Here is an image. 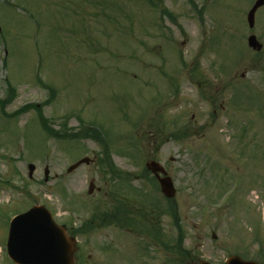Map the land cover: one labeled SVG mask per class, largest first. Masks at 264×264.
Returning a JSON list of instances; mask_svg holds the SVG:
<instances>
[{
    "label": "rangeland",
    "instance_id": "374dc122",
    "mask_svg": "<svg viewBox=\"0 0 264 264\" xmlns=\"http://www.w3.org/2000/svg\"><path fill=\"white\" fill-rule=\"evenodd\" d=\"M148 1L0 0V97L6 80L15 89L0 113V241L10 215L34 203L56 220L67 197L104 210L113 190L140 205L128 185L141 179L110 177L98 141L70 139L88 124L105 131L122 177L140 174L149 159L166 169L176 188V230L191 232L188 216L242 211L264 226V6L250 30L246 12L254 0H193L194 9L188 0ZM249 33L263 45L258 54L246 44ZM41 116L68 139L46 134ZM82 156L95 161L67 172ZM27 163L35 166L32 178ZM91 179L99 190L89 195ZM154 194L159 207L167 205ZM215 201L234 207H206ZM163 219L161 227L172 231ZM104 233L97 229L94 239ZM125 234L118 238L137 249V238ZM99 246L86 248L89 263L109 264ZM117 255L113 264L121 262ZM122 256L123 264H138L135 252ZM0 264H11L3 247Z\"/></svg>",
    "mask_w": 264,
    "mask_h": 264
},
{
    "label": "flooded vegetation",
    "instance_id": "af4514ba",
    "mask_svg": "<svg viewBox=\"0 0 264 264\" xmlns=\"http://www.w3.org/2000/svg\"><path fill=\"white\" fill-rule=\"evenodd\" d=\"M114 193L110 192V203L105 215H97L96 206L83 198L79 202L82 205L72 210L63 209L58 214L59 223L65 226L68 235L76 239V264H90V255L85 254L86 248L92 250L93 247L97 249L99 245H104L103 249L116 250L122 243L117 237L124 233L139 237L136 245L141 264H225L229 257L264 264V226L257 225L256 216L243 214V211L234 216H188V229L191 232L186 231V246L177 253V243L175 239L171 240L176 232H162L160 216L141 217L145 221L136 228L137 233L124 227L128 221L126 203L122 198L113 199ZM206 207L228 213L234 206L221 205L215 201ZM170 225L169 228L174 230L172 222ZM97 229L105 231L102 237L104 244L102 240L98 243L94 239ZM113 229L118 232L114 233ZM220 229H223L224 235L216 231ZM161 236L170 238L166 247L160 246Z\"/></svg>",
    "mask_w": 264,
    "mask_h": 264
},
{
    "label": "water",
    "instance_id": "95a60500",
    "mask_svg": "<svg viewBox=\"0 0 264 264\" xmlns=\"http://www.w3.org/2000/svg\"><path fill=\"white\" fill-rule=\"evenodd\" d=\"M264 3V0H256L247 14L250 27L254 23L255 9ZM248 45L259 50L261 44L254 35L247 38ZM83 158L70 168L80 162L87 161ZM148 169L153 171L159 182L161 191L168 197L174 195V187L171 179L167 176L158 177L157 171L164 173L162 167L152 161L147 164ZM33 165H29L31 175ZM91 188V187H90ZM73 242L63 227L56 225L50 213L42 205H34L27 211L14 217L10 224L7 241L9 256L19 264H72Z\"/></svg>",
    "mask_w": 264,
    "mask_h": 264
},
{
    "label": "trees",
    "instance_id": "16d2710c",
    "mask_svg": "<svg viewBox=\"0 0 264 264\" xmlns=\"http://www.w3.org/2000/svg\"><path fill=\"white\" fill-rule=\"evenodd\" d=\"M170 16V14H168ZM0 104L1 106L3 107L4 103L3 101H0ZM40 124H41V127L51 136L53 137H64L65 134L64 133H60L58 130H55L53 128H51L49 125H48V121L46 120V118H44L43 116H41V119H40ZM87 131L82 134V132H76V133H70V137H80V136H90L92 138H94L95 140L97 141H102V138L99 134V132L96 130V129H93V128H85ZM104 150H106L104 148Z\"/></svg>",
    "mask_w": 264,
    "mask_h": 264
}]
</instances>
